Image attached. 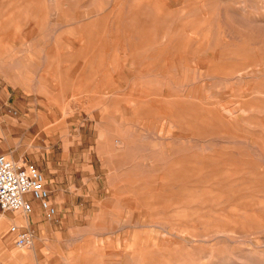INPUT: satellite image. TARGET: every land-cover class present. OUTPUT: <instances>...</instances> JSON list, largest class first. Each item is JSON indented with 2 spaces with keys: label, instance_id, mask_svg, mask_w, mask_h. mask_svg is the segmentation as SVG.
Instances as JSON below:
<instances>
[{
  "label": "rangeland",
  "instance_id": "obj_1",
  "mask_svg": "<svg viewBox=\"0 0 264 264\" xmlns=\"http://www.w3.org/2000/svg\"><path fill=\"white\" fill-rule=\"evenodd\" d=\"M5 1L0 155L58 214L0 264H264V0Z\"/></svg>",
  "mask_w": 264,
  "mask_h": 264
},
{
  "label": "built area",
  "instance_id": "obj_2",
  "mask_svg": "<svg viewBox=\"0 0 264 264\" xmlns=\"http://www.w3.org/2000/svg\"><path fill=\"white\" fill-rule=\"evenodd\" d=\"M38 203L48 220L58 214L47 186L45 175L34 164H22L0 155V222L8 213L30 215ZM16 230V227H14ZM34 236L23 232L16 239V246L33 244Z\"/></svg>",
  "mask_w": 264,
  "mask_h": 264
},
{
  "label": "bare ground",
  "instance_id": "obj_3",
  "mask_svg": "<svg viewBox=\"0 0 264 264\" xmlns=\"http://www.w3.org/2000/svg\"><path fill=\"white\" fill-rule=\"evenodd\" d=\"M7 1V2H6ZM5 1V7H6V9L4 10V11H28V2L25 0V1H23V2H21L20 4H18V5H15V3L13 2V0H6ZM172 2V1H171ZM38 3V2H37ZM203 3V2H202ZM238 3V2H237ZM74 4H75V2H74ZM173 4V3H172ZM178 4H179V2H178ZM242 4H243V1H242ZM37 5V4H36ZM35 5V6H36ZM75 6V5H74ZM204 6V5H203ZM32 9V8H31ZM35 12V11H34ZM164 14H165V12H164ZM35 16V15H34ZM51 17V16H50ZM49 17V18H50ZM167 18V17H166ZM168 18H170L169 16H168ZM44 19V18H43ZM10 21H11V18H10V20H6L5 22H3V23H0V28H4L5 27V25H9L10 24ZM118 21V20H117ZM52 22V21H51ZM169 22H170V20H169ZM53 24V23H52ZM46 25V24H45ZM44 26V25H43ZM55 28V27H54ZM51 30V29H50ZM54 30V29H53ZM118 29H116V31H117ZM47 31V30H46ZM26 32V31H25ZM49 32V31H48ZM57 32H58V30H57ZM28 33H29V30H28ZM61 33H62V30H61ZM56 35V34H55ZM46 36H47V34H46ZM25 38V37H24ZM161 38V37H160ZM84 39H85V37H84ZM30 41V40H29ZM81 41H82V38H81ZM38 42V41H37ZM209 42V41H208ZM208 42H207V44H208ZM20 43V42H19ZM80 43V42H79ZM38 44V43H37ZM52 45V44H51ZM53 46V45H52ZM58 47V46H57ZM3 51V50H2ZM41 51V50H40ZM23 52V51H22ZM63 54V53H62ZM211 55V54H210ZM49 56V55H48ZM61 56V55H60ZM42 57V56H41ZM49 57H51V56H49ZM65 57V56H64ZM72 57H74V55L72 56ZM12 58V57H11ZM60 58V57H59ZM180 71V70H179ZM257 72H258V70H257ZM180 73V72H179ZM246 73H247V71H246ZM258 73H260V72H258ZM247 75H248V73H247ZM253 76V75H252ZM188 100V99H187ZM202 106V105H201ZM205 106H206V104H205ZM242 108V107H241ZM229 109H230V107H229ZM244 109V108H243ZM246 110V109H245ZM222 111V110H221ZM229 114H232V111H230V110H226ZM232 118H233V116H232ZM211 182V181H210ZM232 185V184H231ZM240 191V190H239ZM236 192V191H235ZM180 194V193H179ZM179 196V195H178ZM156 198V197H155ZM154 198V199H155ZM158 199V198H157ZM159 200V199H158ZM190 200V199H189ZM189 200H188V204H189ZM163 203V202H162ZM167 203V202H166ZM170 203H172V202H170ZM168 204V205H171V204ZM165 204V203H164ZM172 204H175V202H173ZM204 204V203H203ZM166 206H167V204H166ZM115 213V212H114ZM186 216H187V214H186ZM185 216V217H186ZM245 218V217H244ZM177 219V218H176ZM178 221V220H177ZM240 222V221H239ZM5 222H4V219H2V221L0 222V230L1 229H3L4 227H5ZM238 226V225H237ZM168 227V226H167ZM239 227V226H238ZM215 229V228H214ZM157 230V229H156ZM183 230V229H182ZM181 230V231H182ZM187 230V229H186ZM216 230V229H215ZM152 231V230H151ZM159 231V230H158ZM164 231V230H163ZM162 231V232H163ZM217 231V230H216ZM152 233V232H151ZM166 234V233H165ZM181 234H182V232H181ZM201 234H202V232H201ZM157 235V234H156ZM153 236H154V234H153ZM185 236V235H184ZM155 238H156V236H155ZM119 239V238H118ZM124 239V238H123ZM183 239V238H182ZM120 240V239H119ZM164 240V239H163ZM214 240V239H213ZM109 241V240H108ZM161 241H162V239H161ZM160 241V242H161ZM127 242V241H126ZM156 243V242H155ZM158 243V242H157ZM162 243V245H163V242H161ZM171 243H173L172 241H171ZM154 245H156V244H154ZM126 247H127V244L125 245ZM158 246V245H157ZM161 246V245H160ZM159 246V247H160ZM164 247V246H163ZM102 249H103V247H102ZM26 253V252H25ZM105 253H106V251H105ZM18 253H17V251H14V252H12V256L13 257H15L16 255H17ZM225 261V260H224Z\"/></svg>",
  "mask_w": 264,
  "mask_h": 264
},
{
  "label": "crops",
  "instance_id": "obj_4",
  "mask_svg": "<svg viewBox=\"0 0 264 264\" xmlns=\"http://www.w3.org/2000/svg\"><path fill=\"white\" fill-rule=\"evenodd\" d=\"M34 207H35V208H34V211H35V210H38V208H40L39 205H38V203H35Z\"/></svg>",
  "mask_w": 264,
  "mask_h": 264
}]
</instances>
